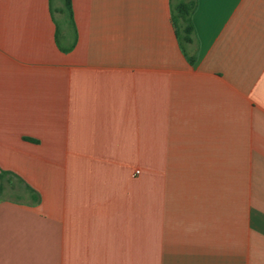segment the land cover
Masks as SVG:
<instances>
[{
	"label": "crops",
	"instance_id": "1",
	"mask_svg": "<svg viewBox=\"0 0 264 264\" xmlns=\"http://www.w3.org/2000/svg\"><path fill=\"white\" fill-rule=\"evenodd\" d=\"M192 21L0 0V264H264V0Z\"/></svg>",
	"mask_w": 264,
	"mask_h": 264
},
{
	"label": "trees",
	"instance_id": "2",
	"mask_svg": "<svg viewBox=\"0 0 264 264\" xmlns=\"http://www.w3.org/2000/svg\"><path fill=\"white\" fill-rule=\"evenodd\" d=\"M70 8L71 0H64ZM173 21L182 45L191 43L195 32L192 15L197 7V0H170Z\"/></svg>",
	"mask_w": 264,
	"mask_h": 264
},
{
	"label": "built area",
	"instance_id": "3",
	"mask_svg": "<svg viewBox=\"0 0 264 264\" xmlns=\"http://www.w3.org/2000/svg\"><path fill=\"white\" fill-rule=\"evenodd\" d=\"M139 173V170L136 171V174Z\"/></svg>",
	"mask_w": 264,
	"mask_h": 264
}]
</instances>
